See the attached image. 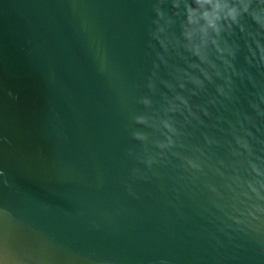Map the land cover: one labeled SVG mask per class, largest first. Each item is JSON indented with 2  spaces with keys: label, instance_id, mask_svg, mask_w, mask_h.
<instances>
[{
  "label": "water",
  "instance_id": "water-1",
  "mask_svg": "<svg viewBox=\"0 0 264 264\" xmlns=\"http://www.w3.org/2000/svg\"><path fill=\"white\" fill-rule=\"evenodd\" d=\"M175 3L0 0V264H264V28Z\"/></svg>",
  "mask_w": 264,
  "mask_h": 264
},
{
  "label": "clouds",
  "instance_id": "clouds-1",
  "mask_svg": "<svg viewBox=\"0 0 264 264\" xmlns=\"http://www.w3.org/2000/svg\"><path fill=\"white\" fill-rule=\"evenodd\" d=\"M181 0H176L175 7H180ZM195 8L188 7L187 9L188 24L199 25V22L204 21V25L198 29H193L186 33L189 39H191L195 31H199L201 35V43L199 46L193 49L196 55H201V49L203 48L207 38L209 30L213 32H219L218 24L221 20L231 21L237 23L244 15H250L257 24L264 28V0H258L260 7H253L254 0H194ZM158 15L163 18L162 14ZM171 21H166V26ZM164 28H160L159 32L163 33ZM158 38V37H157ZM203 59V56H201ZM145 104L150 103L145 100ZM164 127L170 128V125L165 121L162 122ZM248 193H250L249 199L254 197L257 200H264V183L259 187L253 186L251 183L247 185Z\"/></svg>",
  "mask_w": 264,
  "mask_h": 264
}]
</instances>
